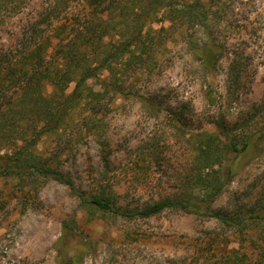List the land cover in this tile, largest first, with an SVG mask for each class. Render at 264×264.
<instances>
[{
    "label": "trees",
    "instance_id": "trees-1",
    "mask_svg": "<svg viewBox=\"0 0 264 264\" xmlns=\"http://www.w3.org/2000/svg\"><path fill=\"white\" fill-rule=\"evenodd\" d=\"M218 1L59 0L57 14L40 15L26 43L1 52L0 177L9 188L0 191V210L14 199L27 206L42 183L52 179L71 189L89 219L108 215L145 219L172 210L200 217L226 232H209L205 240L195 242L202 258L187 264H264V204L243 200L231 207H215L245 158L264 145V102L232 121L219 88L210 82L207 101L218 113L192 144V180L185 190L142 206L121 202L116 178L108 168L91 191L78 190L75 181L59 170L56 158L39 148L44 139L82 122L104 150V118L127 99H140L158 112L160 102L139 96L130 78L145 57L167 41L166 21L169 29H182L199 67L207 74L218 73L225 56L213 31L217 14L213 5ZM24 4L25 0H0V26ZM155 24L161 25L158 31ZM230 67L229 90L235 94L243 67L236 62ZM186 110L182 105L172 114L183 120ZM77 114H83L81 120H75ZM75 227L76 218L64 222L57 247L60 264L81 263L79 253L65 257V238Z\"/></svg>",
    "mask_w": 264,
    "mask_h": 264
},
{
    "label": "rangeland",
    "instance_id": "rangeland-1",
    "mask_svg": "<svg viewBox=\"0 0 264 264\" xmlns=\"http://www.w3.org/2000/svg\"><path fill=\"white\" fill-rule=\"evenodd\" d=\"M58 1L25 0L0 26V53L26 43L40 15L57 14ZM213 6L214 36L225 51L218 73H205L187 49L182 29H169L166 21L167 41L153 49L130 78L139 96L160 102L158 112L137 98L118 103L116 111L104 118V150L82 122L41 142L40 151L56 158L59 170L75 181L78 190L91 191L108 168L124 205L142 206L179 193L192 180L196 136L217 118V107L206 97L210 82L219 88L232 121L264 102V0H219ZM160 26L154 28L158 31ZM235 62L243 71L237 91L230 94L233 85L227 70ZM182 105L187 108L183 120L172 114ZM82 116L75 115V120ZM5 183L0 177V191H8ZM30 200L24 206L14 199L0 210V264H60L58 241L64 222L73 218L77 227L65 238V257L79 253L80 264H187L202 258L195 242L205 240L209 232L226 234L200 217L172 210L145 219L111 215L89 219L71 189L52 179L42 183ZM243 200L264 204V145L245 158L215 207Z\"/></svg>",
    "mask_w": 264,
    "mask_h": 264
}]
</instances>
